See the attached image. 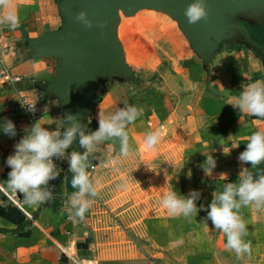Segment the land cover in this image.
I'll return each instance as SVG.
<instances>
[{"label": "crops", "instance_id": "0c3cea01", "mask_svg": "<svg viewBox=\"0 0 264 264\" xmlns=\"http://www.w3.org/2000/svg\"><path fill=\"white\" fill-rule=\"evenodd\" d=\"M8 14L18 18L19 26L0 24V39L17 43L19 52L6 66L23 81L16 86L17 96L13 85L0 79V120L11 119L17 128L15 137L0 132V264H264V209L250 205L240 210L248 232L244 239L251 243L242 256L226 247V234L210 220L204 222L216 188L222 190L225 183L236 182L245 167L251 168L239 154L250 135L264 128V119L244 115L240 120L238 109L229 104L243 84L264 79V63L257 54L230 47L205 69L187 48L173 95L160 91L151 97L133 83L103 80L86 133L98 129L101 111L130 104L143 112L127 129L133 154L118 156L117 139L100 144L89 157L99 196L85 219L73 222L67 212L68 197L75 191L71 172H60L49 181L53 199L38 206L24 204L22 193L7 189V157L31 126L9 116L18 99L38 101L40 122L49 130L63 120L60 104L51 103L54 100L43 90L55 74L56 62L32 59L26 50L28 39L63 26L57 0H8L7 7L0 5V16ZM125 19L132 18H123L121 30ZM4 67L0 63V74ZM156 130L163 133L159 142L146 147L147 133ZM73 150L69 148L64 158ZM210 154L217 165L206 175L199 165ZM222 173L226 176L220 177ZM168 189L184 196L199 191L196 203L203 208L190 217L169 214L160 203Z\"/></svg>", "mask_w": 264, "mask_h": 264}, {"label": "clouds", "instance_id": "9594fccd", "mask_svg": "<svg viewBox=\"0 0 264 264\" xmlns=\"http://www.w3.org/2000/svg\"><path fill=\"white\" fill-rule=\"evenodd\" d=\"M0 5L7 7L8 0H0ZM185 16L190 24L206 20L209 17L207 0H192L185 9ZM76 20L89 28L93 27V21L89 19L87 11L79 12ZM0 24L15 29L19 26V20L16 16L8 14L0 16ZM51 103L59 105L60 100L56 99ZM21 104L27 111L35 112L38 101L24 100ZM229 104L238 109L240 120L244 115L264 119V79L243 84L242 91L233 97ZM142 112V109L130 104L114 112L101 111L98 129L87 133L76 115L71 113L58 121L56 130L44 127L40 120L35 122L25 129L26 134L15 144L14 153L7 157L6 163L11 168L8 173L7 189L14 193H22L23 203L30 207L53 199L54 186L49 187V181L60 175V169L53 158L65 157L79 134L78 143L84 151L73 150L67 157L69 171L73 174L71 186L75 190L68 197L67 212L69 220L83 221L94 199L99 196V182L94 181L90 175L89 157L96 152L100 144L117 139L120 145L118 156L128 157L133 154L127 129ZM68 122L71 123L65 128ZM61 129H64L63 132ZM0 132L15 137L17 135L15 122L8 118L0 120ZM162 134V130L148 132L145 146L154 147ZM224 153L230 154L225 150ZM239 160L250 163L251 168L245 167L236 182L225 183L222 190L216 188L213 199L207 206V217L204 222L210 220L215 229L226 234V247L242 256L250 251L251 243L244 239L248 232L240 210L250 205L264 209V169L259 168L264 164V128L257 129L250 135L245 150L239 154ZM216 165V158L210 154L206 155L205 161L199 166L206 175H209ZM252 169L257 171L254 172ZM191 176L192 172L189 170L188 177ZM223 176L226 174L222 173L220 177ZM200 195L201 193L196 190L184 196L175 189H168L163 192L160 203L173 216L190 217L203 208L198 207L196 203Z\"/></svg>", "mask_w": 264, "mask_h": 264}, {"label": "water", "instance_id": "95a60500", "mask_svg": "<svg viewBox=\"0 0 264 264\" xmlns=\"http://www.w3.org/2000/svg\"><path fill=\"white\" fill-rule=\"evenodd\" d=\"M192 0H57L63 26L30 38L29 56L36 60H54L55 74L43 88L52 100H60L63 119L76 115L87 130L95 114L98 92L103 80L132 84L136 76L120 39L123 18H135L144 11L164 14L177 23L191 51L208 69L223 46L235 44L253 51L264 63V45L249 32L258 22L264 23V0H207L209 17L190 24L185 9ZM87 11L93 27L76 20ZM106 22V23H105ZM240 33L247 38L240 41ZM65 124V128L70 124ZM64 129H62L63 132ZM79 134L70 146L83 152ZM39 214L37 213L35 218Z\"/></svg>", "mask_w": 264, "mask_h": 264}, {"label": "rangeland", "instance_id": "374dc122", "mask_svg": "<svg viewBox=\"0 0 264 264\" xmlns=\"http://www.w3.org/2000/svg\"><path fill=\"white\" fill-rule=\"evenodd\" d=\"M125 21L122 30L120 27V39L135 72L133 84L151 97H156L160 91L173 95L188 48L187 40L177 23L164 14L151 11L141 12L135 18ZM229 49V46L223 48ZM198 89L196 87L197 94Z\"/></svg>", "mask_w": 264, "mask_h": 264}, {"label": "built area", "instance_id": "2783aa9c", "mask_svg": "<svg viewBox=\"0 0 264 264\" xmlns=\"http://www.w3.org/2000/svg\"><path fill=\"white\" fill-rule=\"evenodd\" d=\"M19 52V46L17 43L9 40V39H0V63L4 64V70L2 74H0V79H6L13 85L15 88V93L19 94V90L16 87L19 83L23 81V79L20 76L14 75L12 72L11 67L6 66L9 64V61L15 58L18 55ZM24 100H31L28 97H23L18 99L15 106L12 108V111H9V116L14 119H25L26 122L30 125L34 124L35 122L40 120V113H39V106L37 104V110L35 112H29L24 107H22L21 101ZM54 162L56 163L58 169H60V172L63 171H69V162L66 158H56L54 157ZM90 175L93 179V176L95 175V168H90ZM1 193H4V190L0 186Z\"/></svg>", "mask_w": 264, "mask_h": 264}, {"label": "flooded vegetation", "instance_id": "af4514ba", "mask_svg": "<svg viewBox=\"0 0 264 264\" xmlns=\"http://www.w3.org/2000/svg\"><path fill=\"white\" fill-rule=\"evenodd\" d=\"M245 25L248 27L249 32L251 37L257 41V42H263L264 41V23L263 22H258L257 24H255L254 28H250V26L248 24L245 23ZM240 41L242 42H246L247 38L245 35L240 33ZM237 44H235L234 46H236ZM264 45V44H263ZM225 46H223L224 48Z\"/></svg>", "mask_w": 264, "mask_h": 264}, {"label": "trees", "instance_id": "16d2710c", "mask_svg": "<svg viewBox=\"0 0 264 264\" xmlns=\"http://www.w3.org/2000/svg\"><path fill=\"white\" fill-rule=\"evenodd\" d=\"M260 43L264 44V41H263V42H260ZM188 48L191 50V48H190L189 44H188Z\"/></svg>", "mask_w": 264, "mask_h": 264}]
</instances>
